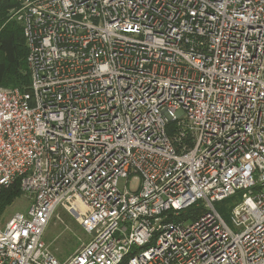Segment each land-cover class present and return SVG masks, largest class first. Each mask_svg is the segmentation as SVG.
Wrapping results in <instances>:
<instances>
[{"label":"built area","instance_id":"2783aa9c","mask_svg":"<svg viewBox=\"0 0 264 264\" xmlns=\"http://www.w3.org/2000/svg\"><path fill=\"white\" fill-rule=\"evenodd\" d=\"M18 1L31 83L0 86V190L30 204L0 264H264V0ZM58 206L89 235L65 261Z\"/></svg>","mask_w":264,"mask_h":264},{"label":"trees","instance_id":"16d2710c","mask_svg":"<svg viewBox=\"0 0 264 264\" xmlns=\"http://www.w3.org/2000/svg\"><path fill=\"white\" fill-rule=\"evenodd\" d=\"M20 5L18 0H0V86L27 89L31 83L27 63L28 46L23 25L15 17H12L13 10L18 9ZM170 126L172 128L174 125ZM19 194H22L19 179L11 186L0 190V216ZM202 211V208L190 206L181 211L180 218L195 219ZM227 212L226 219L229 216ZM169 214L172 216L173 213Z\"/></svg>","mask_w":264,"mask_h":264},{"label":"rangeland","instance_id":"374dc122","mask_svg":"<svg viewBox=\"0 0 264 264\" xmlns=\"http://www.w3.org/2000/svg\"><path fill=\"white\" fill-rule=\"evenodd\" d=\"M138 186L139 182L134 181L132 187L136 189ZM122 189H124L123 186ZM233 203H235V198L234 200L227 199L222 202H217L216 207L220 210L222 215L226 217L225 214L227 209V213L229 214L230 206ZM29 204V198L25 196L23 192L21 195L19 194L16 196L1 214L0 225L5 224L15 213L26 212ZM88 240L89 235L75 217L63 207L58 206L44 233V241L53 255L61 261L68 260L74 256L83 243Z\"/></svg>","mask_w":264,"mask_h":264}]
</instances>
